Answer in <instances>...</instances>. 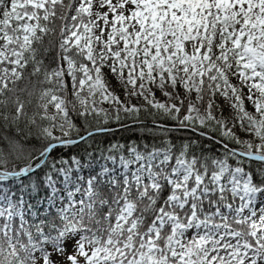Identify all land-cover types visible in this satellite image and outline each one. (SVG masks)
<instances>
[{"label":"snow or ice","instance_id":"snow-or-ice-1","mask_svg":"<svg viewBox=\"0 0 264 264\" xmlns=\"http://www.w3.org/2000/svg\"><path fill=\"white\" fill-rule=\"evenodd\" d=\"M0 264H264V0H0Z\"/></svg>","mask_w":264,"mask_h":264},{"label":"trees","instance_id":"trees-1","mask_svg":"<svg viewBox=\"0 0 264 264\" xmlns=\"http://www.w3.org/2000/svg\"><path fill=\"white\" fill-rule=\"evenodd\" d=\"M120 136H132L133 139L136 138L132 133H118L117 138H119Z\"/></svg>","mask_w":264,"mask_h":264}]
</instances>
